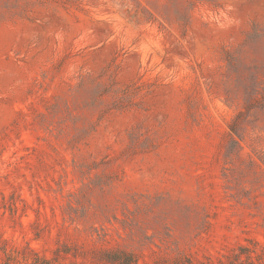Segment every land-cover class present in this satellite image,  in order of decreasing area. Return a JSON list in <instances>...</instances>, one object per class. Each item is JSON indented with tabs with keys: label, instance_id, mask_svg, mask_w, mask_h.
Masks as SVG:
<instances>
[{
	"label": "rangeland",
	"instance_id": "obj_1",
	"mask_svg": "<svg viewBox=\"0 0 264 264\" xmlns=\"http://www.w3.org/2000/svg\"><path fill=\"white\" fill-rule=\"evenodd\" d=\"M242 246L264 263V0H0V264Z\"/></svg>",
	"mask_w": 264,
	"mask_h": 264
},
{
	"label": "trees",
	"instance_id": "obj_2",
	"mask_svg": "<svg viewBox=\"0 0 264 264\" xmlns=\"http://www.w3.org/2000/svg\"><path fill=\"white\" fill-rule=\"evenodd\" d=\"M231 130H234L231 127ZM252 249L247 246H242L240 252L234 254L232 257H228L227 260L221 261L219 264H264L257 258L255 260ZM101 258L103 261L112 264H137V259L133 253L127 252L125 250H105L101 251ZM30 264H65L58 262L54 258L47 257H36L31 261ZM73 264V263H69ZM175 264H186L185 262H177ZM191 264V263H190Z\"/></svg>",
	"mask_w": 264,
	"mask_h": 264
}]
</instances>
